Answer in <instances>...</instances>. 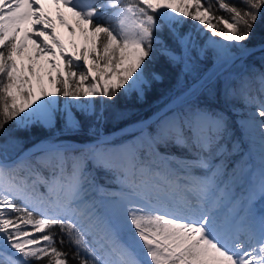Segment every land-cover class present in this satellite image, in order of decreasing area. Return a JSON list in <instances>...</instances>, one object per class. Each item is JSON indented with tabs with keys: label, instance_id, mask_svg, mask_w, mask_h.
<instances>
[{
	"label": "snow or ice",
	"instance_id": "1",
	"mask_svg": "<svg viewBox=\"0 0 264 264\" xmlns=\"http://www.w3.org/2000/svg\"><path fill=\"white\" fill-rule=\"evenodd\" d=\"M52 2L56 20L73 34L79 29L85 42L79 52L74 43L73 52L65 50L42 0H0V136L6 138L0 144V264H264V70L253 66L259 97L249 95L253 76L248 73L224 86L226 98L240 94L247 105H258L253 115L261 118L259 165L253 169L245 162L239 170L233 165L232 178L247 175L249 185L240 206L227 214L221 212L227 157L238 154L239 145L228 146L226 114L199 103L217 87L214 74L190 85L183 80L192 61L209 51L220 64L259 53L264 69V40L246 43L264 19V0H215V7L213 0ZM188 19L194 23L182 32ZM28 40L37 57H55L58 50L67 74L62 77L60 64L48 61L57 72L55 78L48 73L53 92L45 90L33 64L26 66L30 75L18 67L14 54L22 53ZM157 56L182 63V76L178 94L153 113L155 119L148 118L152 124L136 122L138 144L113 145L100 131L90 146L77 150L57 133L8 159L9 145L20 144L9 135V122L27 131L53 129L59 119L61 131L77 132L81 122L74 108L96 125L126 118V111L114 107L115 98L135 93L143 100L153 81L162 79L149 69ZM30 76L36 77L38 92ZM58 96L71 99L60 107ZM173 147L187 155L170 152ZM94 170L111 173L120 191L96 184ZM39 186L45 192H38ZM65 244L74 249L71 254Z\"/></svg>",
	"mask_w": 264,
	"mask_h": 264
},
{
	"label": "rangeland",
	"instance_id": "2",
	"mask_svg": "<svg viewBox=\"0 0 264 264\" xmlns=\"http://www.w3.org/2000/svg\"><path fill=\"white\" fill-rule=\"evenodd\" d=\"M185 19H187V18H185ZM193 23H194L193 21L188 19L186 24L180 25L181 31L183 32V31L190 30ZM18 40H19V37H18ZM29 41L30 40L26 41V43H28ZM84 43L85 42H84V39L82 37V43H81L82 45H80L79 47H76L75 50L77 52H79V49L84 46ZM29 54H30V52L25 50V49L22 53L14 54V58L17 61L18 67L21 65L25 66L24 67V74L30 75L27 72L26 66L29 63L33 64V66L36 70V73L40 77H42V84H43V87L45 88V90H47L49 92H53L55 90V84L49 82L48 75L45 76L43 69L41 68V64H39V62L36 58L37 56L36 55L32 56L31 54L30 55ZM29 56L32 57L31 60H29ZM192 56L196 57V53L193 52ZM253 56H255V59ZM253 56H252L253 57L252 60L250 58H248L247 60H245L243 62L238 60L235 63L218 64L217 66L212 68L208 74H214V81L217 84V87H215L213 89L212 95L203 94V95H201V97L199 99V103H202V102H207V103L209 102L210 104L212 103L213 105L212 104L211 105L213 106V108L209 107L208 104H207L208 105L207 107L212 108V109H218V110L224 112L226 114V116L228 115V116H231L233 118L232 120L230 119V121H228L229 119H227L229 136H230V139H227V143H228L229 148H231L233 142H235L239 145V153L236 155H230L227 157L228 174L225 176L224 179L228 183V188H227V191H225L223 193V201H222V207H221V212L224 214H227L230 210H235L236 208H238L240 206L242 194L248 190V185H249L247 175L243 176V178H240V177H237L235 179L232 178L231 174L233 171V165H236V168L238 170L243 167L245 162L250 163L252 165L253 169H256L259 165V159H260V153H261V141H260V136H259V132H258L257 122L261 118L259 116L253 115V113H255L258 110V105H255V104L247 105L245 100L243 99V97L240 94H237L235 97H227V98L223 94L224 93V86L226 84H230V85L234 86L236 84V80L234 79L235 77H238L244 73H248L249 75L253 76V79L249 85V95L252 97H259L260 96L259 83L254 78L257 73L253 70V66H255V69H259V70H264V69L261 68L260 54L256 53ZM91 59H92V57H89L90 61H91ZM199 60L212 61V63L209 65V66H211L214 62V57H213L212 52L209 51L203 59H194L192 61V63H193L192 71L189 73L183 74L184 83L188 82V80L194 81L205 70H207L209 68V66H208L197 77L193 78L192 76L195 75V74H193L194 69L197 65L200 64L198 62ZM80 63L83 64L82 61ZM99 63H101V65H102L103 62H99ZM59 64H60L61 76L66 77V74H67L66 69L64 68V63L61 59H60ZM38 65H40V66H38ZM151 65H153V64L149 65L150 70H152V68L150 67ZM171 65H173V64H171ZM173 67H175L174 68L175 73H177V75H175V77L173 79H175L177 82L178 78L182 76L183 65H182V63H180V64L173 65ZM47 69H48L47 73H49V71H51L52 77L55 78L57 75V72L52 68V64H50V66ZM85 69H86V66H84V68H74L73 71H76L78 73L79 71H82ZM52 70H54V71H52ZM154 71H156V70H154ZM30 79H31V82L33 85V90L38 92L39 85L37 84L36 77L30 76ZM75 79L78 80L79 77L77 76V77H75ZM87 85H88V81H86L83 86L87 87ZM176 85H177V83H176ZM25 87H27V85H25ZM73 87H75V85H73ZM160 90L161 89H158L156 91L155 100L148 101L147 106H152V108H157V106H159L161 104V101H162L161 98L162 97L158 98V95H160V93H161ZM122 97L128 98L129 100H134L135 102H141V103L145 102V101L139 99L135 93H133L131 98L125 97V96H122ZM98 98L99 97L96 98V102H97ZM261 98L264 99V97H261ZM57 99H58L60 107H63L65 104L68 103V100H70L71 98H65L63 96H58ZM169 99H171V98H169ZM83 100H84V98H81V102H83ZM202 104L204 105V103H202ZM214 105H216V108L214 107ZM97 106H99L98 103H97ZM73 111L76 113L77 118L80 120V122L85 120V119L88 120L87 122L84 123L86 128H87V132H90L93 134V132L90 131V128L95 127L97 129V132L95 135H98L100 131H102L104 133V131L102 129V125H96L93 123L94 118H85L83 115L80 114L79 110L76 108H74ZM122 111H126L128 113L127 116L131 114V113H129L130 111H128L124 107H123ZM14 123H15L14 121L11 122L12 128H14ZM124 124H126V123H124ZM151 124H152V122L148 123V125H151ZM61 125H62V122L58 119L55 128H53L54 129L53 130L54 135H56L57 133H59V135H62L65 132V131H61ZM81 125H82V122H81ZM122 125H120V126H122ZM120 126H118V127H120ZM114 129H116V128H114ZM148 131H149V128L146 127L145 132H144L145 136L147 135ZM67 132H69V131H67ZM104 135H107V134H104ZM140 135H141L140 132L136 131V128L133 127V128L126 130L125 132H122V133H119L117 135L112 136L111 138H109V140L111 141V143L113 145H118V146L124 145V144H129V143L138 144ZM58 139L61 141H64L65 143H68V144L74 143L70 138H58ZM44 140H46V139H44ZM38 143H36V144H38ZM10 149L12 150V153H14L15 151L18 150V146L9 145V148L7 150L8 151V159L16 156V155H13V156L9 155ZM2 151L3 150L0 149V152H2ZM161 151H164V150L161 149ZM169 151L176 153L177 155H187V153H185V152H183L180 149H177L175 147L170 148ZM237 162H239V163H237ZM89 168H91V165H89ZM19 175L25 176L27 174L24 171H21L19 173ZM94 175H95L96 184L103 185L105 188L111 189L114 192L120 191V185H119V183L116 182L115 177L111 173H105V172L100 171V170H94ZM248 175H250V174H248ZM44 176L45 177L48 176L47 170L44 171ZM143 178L149 179V180L151 179V177H143ZM137 179L139 180V179H141V177L137 176ZM37 191L38 192H45V189L43 188V186H39L37 188ZM178 195H180V194L178 193ZM97 198H99V197H97ZM16 203H17V206H20L19 201H17ZM256 207L258 208L259 204H257ZM45 264H46V262H45Z\"/></svg>",
	"mask_w": 264,
	"mask_h": 264
},
{
	"label": "trees",
	"instance_id": "3",
	"mask_svg": "<svg viewBox=\"0 0 264 264\" xmlns=\"http://www.w3.org/2000/svg\"><path fill=\"white\" fill-rule=\"evenodd\" d=\"M228 2L238 3V0H228ZM213 6L215 7V0H213ZM216 14L218 16H225V17H227L228 15L226 12H223V11H218ZM262 40H264V19L258 20L256 22V25L254 26L253 33H252V38L246 43L250 46V45L259 43ZM253 57L255 59V56ZM253 57L250 56L248 58L252 60ZM198 62L200 64L195 67L194 73L192 72L193 74H195L192 76L193 78L197 77L201 72H203L212 63V61H209V60H199ZM152 64L153 65H151L150 67L152 68V70H156L160 74L162 79L160 81H153L151 89L147 90L145 93V96L143 99V101L145 102L143 103L135 102L134 100H129L128 98H123L121 95L118 94V96L115 98V101H114V107L120 110H123V107H124L125 109L130 111L129 113L131 114L121 120H114L110 118L107 122L103 123L102 129L104 131V134H108L111 130H113L114 128H117L118 126L124 123L151 115L158 108H160V106L163 103H165L169 98H171V95L173 93L177 94V90H176L177 82L175 79H173L175 75H177V73H175V69H174L175 67H173V65H171V63H169L167 59L164 58L163 56H157ZM190 82H192V80L190 81L188 80V82H186L185 85H189ZM158 89H161L160 90L161 93L160 95H158V98L162 97L161 104L157 106V108H152V106H147L148 101L155 100V97H156L155 93ZM99 100L100 99L98 98L97 100L98 104H99ZM202 103H204L205 106L209 105V107L213 108L212 103H211L212 105L209 102L208 103L202 102ZM202 103L200 104L204 106ZM214 107L216 108V105H214ZM227 119H229L228 121H230V119L232 120L233 118L227 115ZM87 121L88 120L86 119L81 121L82 125L79 131L64 132L62 135H59L58 138H70L73 142H86V141L95 139L97 135L87 132V128L84 124ZM6 128L9 130V135L12 138H18L20 141L17 151L12 153V150L11 149L9 150L10 156L17 155L29 146L36 144L44 139H48L50 137L55 136L53 133L54 129H46L42 126H33L30 130H27V131H17L15 130V128H12L11 122H9V124L6 125ZM5 140L6 138L4 136H0V144H3ZM52 231L58 232V229H52ZM63 247H64V250L69 251L70 254H71V251H74V249L70 250L67 244H65ZM73 264H75V262H73Z\"/></svg>",
	"mask_w": 264,
	"mask_h": 264
},
{
	"label": "bare ground",
	"instance_id": "4",
	"mask_svg": "<svg viewBox=\"0 0 264 264\" xmlns=\"http://www.w3.org/2000/svg\"><path fill=\"white\" fill-rule=\"evenodd\" d=\"M42 3L44 5V11L49 13L53 17V20L56 23V34H57L58 38L63 42V44L65 46V50L68 53H71L74 50L72 47L73 43L76 45V47H79L80 45H82L81 44L82 43V36H81L78 29H76L75 34H73L69 27L61 25L60 22L58 20H56V6L52 2V0H42ZM62 10L65 13L68 24L72 25L74 27V21L71 17V14L67 12V9H62ZM22 27H27V25H24ZM20 35L22 36L23 33H21ZM25 50L29 51L32 56L36 55V48H35V45H33L31 40L27 43V47L25 48ZM36 58H37L39 64H41V68L43 69L45 76L48 75V73H47L48 69L47 68L50 66V63H48L49 60L52 59V60H55L57 63L60 62L58 50H57V55L55 57H52L49 54L45 53V54H41L39 57H36ZM38 66H40V65H38ZM52 71H54V70H52ZM51 74H52V72H51Z\"/></svg>",
	"mask_w": 264,
	"mask_h": 264
},
{
	"label": "water",
	"instance_id": "5",
	"mask_svg": "<svg viewBox=\"0 0 264 264\" xmlns=\"http://www.w3.org/2000/svg\"><path fill=\"white\" fill-rule=\"evenodd\" d=\"M256 44H258V43H256ZM254 45H255V44H254ZM250 46H252V45H250ZM218 64H220V63H218V62L214 63V62H213V64H212L211 66H209V68H208L207 70H205V71H204V72H203L198 78H196V79H195L194 81H192L190 84H192L193 82H195V81H196L197 79H199L200 77L204 76L206 73H209V71H210L212 68H214L215 66H217ZM190 84H189V85H190ZM169 100H170V99H169ZM169 100H168V101H169ZM168 101L165 102V103H168ZM165 103H164V104H165ZM164 104H163V105H164ZM163 105H162L161 107H163ZM161 107H160V108H161ZM156 112H157V111H156ZM149 117H153V114L150 115V116H147V117H144V118H141V119H137V120H134V121L128 122V123H126V124H123L122 126L116 128V129L111 130V131H110L107 135H105V136H107L108 139H109V138H111V137L114 136V135H117V134H119V133L125 132L126 130L135 127L137 121H147V123H151L152 121L148 120ZM153 119H155V118L153 117ZM122 129H123L124 131H121ZM93 140H95V139H93ZM93 140L86 141V142H74V143L69 144V145H70L73 149H81L82 147L90 146V143H91ZM31 147H32V145L29 146V147H27V148H25L22 152H24L25 150H27V149H29V148H31ZM22 152H20V153H19L18 155H16V156L10 158L9 160H14V159H16V157L20 156V154H21Z\"/></svg>",
	"mask_w": 264,
	"mask_h": 264
}]
</instances>
